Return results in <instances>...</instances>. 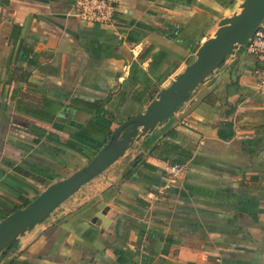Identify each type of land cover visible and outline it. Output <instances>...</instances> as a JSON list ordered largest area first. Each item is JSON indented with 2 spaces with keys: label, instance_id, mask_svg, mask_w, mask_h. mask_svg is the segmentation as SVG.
Listing matches in <instances>:
<instances>
[{
  "label": "crops",
  "instance_id": "crops-1",
  "mask_svg": "<svg viewBox=\"0 0 264 264\" xmlns=\"http://www.w3.org/2000/svg\"><path fill=\"white\" fill-rule=\"evenodd\" d=\"M71 2L0 0V220L143 112L242 0H118L103 27L68 15ZM257 65L235 49L0 264H264ZM172 161L186 169L166 186Z\"/></svg>",
  "mask_w": 264,
  "mask_h": 264
},
{
  "label": "water",
  "instance_id": "water-1",
  "mask_svg": "<svg viewBox=\"0 0 264 264\" xmlns=\"http://www.w3.org/2000/svg\"><path fill=\"white\" fill-rule=\"evenodd\" d=\"M264 20V0H242L239 10L224 17L196 50L194 59L161 88L143 112L122 121L109 140L80 168L47 185L24 207L0 220V254L17 245L26 231L47 219L84 184L103 173L143 135L174 114L195 88L219 68L233 51L248 42ZM105 210L101 212L104 214ZM100 218L98 215L95 220Z\"/></svg>",
  "mask_w": 264,
  "mask_h": 264
},
{
  "label": "built area",
  "instance_id": "built-area-1",
  "mask_svg": "<svg viewBox=\"0 0 264 264\" xmlns=\"http://www.w3.org/2000/svg\"><path fill=\"white\" fill-rule=\"evenodd\" d=\"M118 8V0H72L68 15L75 17L80 23L112 26ZM136 46L131 47L134 52ZM248 53L253 54L258 65L253 68L257 78V90L264 92V20L257 27L246 45ZM185 163H165L163 170L166 177V186L178 182L184 175Z\"/></svg>",
  "mask_w": 264,
  "mask_h": 264
},
{
  "label": "trees",
  "instance_id": "trees-1",
  "mask_svg": "<svg viewBox=\"0 0 264 264\" xmlns=\"http://www.w3.org/2000/svg\"><path fill=\"white\" fill-rule=\"evenodd\" d=\"M246 45H247V43L246 44H244V45H242V46H239V48H241V47H246ZM111 133H112V130H108V135H109V138H110V135H111ZM170 163H175V162H170ZM177 163H182V162H177ZM49 185V184H48ZM31 200V199H30ZM29 199H23L22 198V200H21V203L18 205V206H16V207H14L12 210H11V212L12 211H14V210H16V209H18V208H21V207H24L27 203H29V201H30ZM10 212V213H11ZM9 214V213H8ZM7 214V215H8ZM5 216H3L1 219H3ZM11 250V249H10Z\"/></svg>",
  "mask_w": 264,
  "mask_h": 264
},
{
  "label": "rangeland",
  "instance_id": "rangeland-1",
  "mask_svg": "<svg viewBox=\"0 0 264 264\" xmlns=\"http://www.w3.org/2000/svg\"><path fill=\"white\" fill-rule=\"evenodd\" d=\"M238 11V10H237ZM213 34V33H212ZM83 166V165H82ZM73 173V172H72Z\"/></svg>",
  "mask_w": 264,
  "mask_h": 264
}]
</instances>
